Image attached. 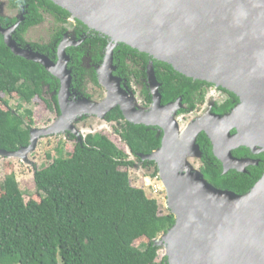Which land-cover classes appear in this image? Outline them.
<instances>
[{"label":"water","instance_id":"95a60500","mask_svg":"<svg viewBox=\"0 0 264 264\" xmlns=\"http://www.w3.org/2000/svg\"><path fill=\"white\" fill-rule=\"evenodd\" d=\"M49 1L111 42L99 68L107 96L99 104H69L71 77L65 53L72 44L69 39L62 41L55 64L19 48L9 32L2 31L15 56L41 65L60 81L61 116L46 127L32 129L27 147L12 152L0 149V158L25 162L40 139L66 132L81 145L82 136L71 124L74 118L89 114L103 119L119 105L130 124L158 127L164 133L157 150L137 155L141 162L156 164L166 208L175 217L174 225L154 241L164 251L160 258L166 257V264H264V173L239 195L210 184L191 162L202 157L196 143L200 133L210 139L223 174H244L253 164L233 157V150L264 153V0ZM119 44L171 66L194 82L224 89L239 102L226 115H203L180 129L175 119L180 99L161 104L150 64L154 103L150 112H140L113 76V49Z\"/></svg>","mask_w":264,"mask_h":264},{"label":"trees","instance_id":"16d2710c","mask_svg":"<svg viewBox=\"0 0 264 264\" xmlns=\"http://www.w3.org/2000/svg\"><path fill=\"white\" fill-rule=\"evenodd\" d=\"M16 1L22 0H11ZM27 1L31 12L29 24L41 20L35 1L57 12L60 22L70 16L49 0ZM77 24L88 30L80 21ZM90 32L95 36L90 35L84 44L92 46L96 60L98 54L101 60L107 41L99 33ZM118 47L136 53L124 44ZM149 59L165 70L158 71V80L164 84V104L181 96L190 101L202 87L210 86ZM92 81L98 85L94 75ZM58 86V81L41 65L15 56L0 35V149L12 152L29 145L35 123L32 110L25 105L39 99L49 111H54L57 99L52 93ZM44 89L47 95L51 94L49 100L42 97ZM224 91L239 102L235 95ZM11 97L20 100L15 109L7 100ZM230 104L225 108L229 109ZM119 119L121 114L116 109L108 114L106 121ZM113 132L124 148L118 147L108 135L95 133L83 137L81 145L75 143L66 157L52 159L47 154L52 162L34 170V191L27 195L14 174L0 183V264H166V257L157 262L160 249L154 241L174 225L175 217L167 208L160 212L158 201L149 198L144 189L134 187L129 175V169L134 166L129 155L141 162L137 155H150L157 150L162 136L151 128L124 121ZM67 138L75 141L70 134ZM204 142L206 137L202 135L199 143L205 151L200 170L216 188L242 195L260 179L263 166L250 175L235 171L223 174L208 143L206 146ZM62 148L60 143L56 149L58 155ZM141 164L147 169L152 167L151 177L159 178L154 162Z\"/></svg>","mask_w":264,"mask_h":264},{"label":"flooded vegetation","instance_id":"af4514ba","mask_svg":"<svg viewBox=\"0 0 264 264\" xmlns=\"http://www.w3.org/2000/svg\"><path fill=\"white\" fill-rule=\"evenodd\" d=\"M20 2L16 1L12 3L11 0H0V35L2 36L3 41L4 36L2 34V31H8L11 39L19 48L39 53L56 64L59 61V47L62 41L64 39H69V41H72V44L65 49V53L69 58L68 63H66V67L67 70L70 71L71 77V95L68 99L69 104H77L79 102L99 104L103 102L106 99L107 90L100 80L99 68L103 65L106 57L107 47L111 44V42L108 41L106 37L100 35V38L106 39L107 44L104 48V51L101 52V60L99 54L97 55L99 59L96 60V57L93 54L92 46L84 44V42L87 38L90 37V35L91 37L95 36V34L89 31V29L86 30L83 27L79 26L77 24V21H73L70 16L66 18L64 22H60L57 12L49 11L46 7L40 5V3L37 1H35L34 3L38 8L36 12L40 15L41 20L39 23L35 22L29 24L28 17L29 14L31 15V12L29 10L30 6L28 4L29 2L27 0H22ZM45 19L48 20L47 23H45ZM42 26H44L46 29L45 36L36 38V31L42 28ZM60 29H62L63 31L60 32ZM118 46L119 45L115 46V48L113 49V65L115 67L113 76L117 77L120 80V88L122 89V91L124 90L131 98H133L134 108L140 112H150L154 103L153 88L149 79L150 64H152V73L154 79L156 80L157 84H159L158 93L161 95V104L163 106L173 104L180 99L179 104L181 107L175 114V119L177 120L179 127H181L180 129H183L182 126L186 127V125L189 124L192 120L203 115H226L230 113L232 109L238 104V102H236V100L233 99L224 90L216 88L212 85L202 87V90L194 94V96L191 97L190 101L186 102V100H184V98L181 96L176 98L173 102L164 104V84L158 80V71L165 70L154 64V62L151 61L149 57L146 58L144 56H141L142 53H139L137 51L136 53L127 52L124 49H119ZM91 72L94 73L93 75L98 85H95L93 83V75ZM53 78L56 79L59 84L58 90L52 93V95H56L57 99V104L54 106V111H52V113H54L55 115V121H57L61 116V111L58 103L60 81L55 77ZM46 95L47 92L46 89H44L42 97L49 100L51 98V94L47 95L48 98H46ZM228 103H231V107L229 109H226L225 107L226 105H228ZM116 109L120 112L121 119H119L118 121L107 122L106 118L108 114ZM94 120H100L109 123L114 126L113 128L119 126L120 122L123 121L129 123L124 117L123 112L121 111V107L118 105L110 112H108L103 119H99L89 114H78L76 118H74V120L71 122V124L83 138L86 135L83 136L82 132L78 128V125L80 124L83 127H87V125L89 123H92ZM184 121L186 122V124L182 125ZM136 126H144L146 128L156 130L157 134H161L163 138V130L158 127H147L145 125ZM234 133L235 131L233 130L231 134ZM61 134L65 135V137L67 138V135L70 133L66 132ZM202 135L206 137V143L204 142V144H206V146L209 145L211 154L215 158L213 154V146L210 139L205 133H200L196 141L200 148V151L202 152L201 159L197 160V163H199L200 167L204 165L203 158L205 151L204 147L199 143L200 137ZM74 138L75 143H78L76 137ZM232 155L238 160H247L253 162V164H250L246 167L244 174L250 175L252 171H255V169H258L262 166L264 173V153L255 154L247 148H238L232 151ZM215 159L219 162L222 169V163L217 158ZM191 162L194 163L193 161Z\"/></svg>","mask_w":264,"mask_h":264},{"label":"rangeland","instance_id":"374dc122","mask_svg":"<svg viewBox=\"0 0 264 264\" xmlns=\"http://www.w3.org/2000/svg\"><path fill=\"white\" fill-rule=\"evenodd\" d=\"M47 21L48 20L45 19V23H47ZM45 30V27L42 26V28L36 31L35 37H44ZM46 98H48L47 95ZM7 100L13 109H15L18 103H20V100L15 97L8 98ZM25 107L32 110L33 112V120L35 123L33 127L34 129L46 127L55 121L54 113L49 111L45 107L44 103L39 99H34L30 106L25 105ZM185 124L186 122L184 121L182 125ZM113 127V125L100 120H94L92 123H89L87 127H83L80 124L78 125V128L82 132L83 136L92 133H102L104 135H108L114 141V143L118 145V147L122 148L124 145L120 142L119 137L113 132ZM60 143H62L63 148L61 154L58 155L59 152H56V149ZM74 145L75 141L67 140L65 135H54L40 139L37 143L36 149L27 156L25 162L20 159L0 158V183H2L6 176L14 174L20 188L26 195L27 193L33 192L34 170L43 166H48V164L52 162V159L57 156L66 157L65 154L69 153L73 149ZM125 151L126 153H129L128 149L126 148ZM47 154L52 157V159L47 158ZM129 160L134 162V166L129 169L131 184L134 187L144 189L149 198H155L159 203L160 212L164 213L166 211V194L161 185L160 179L151 177L153 172L152 167H149L148 169L147 167H143L139 161L130 155ZM193 162V165H197L194 167L200 168V165L197 163V161ZM159 255H164V251L160 249ZM160 260L161 258L159 256V258H157V262H160Z\"/></svg>","mask_w":264,"mask_h":264}]
</instances>
